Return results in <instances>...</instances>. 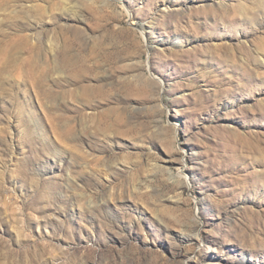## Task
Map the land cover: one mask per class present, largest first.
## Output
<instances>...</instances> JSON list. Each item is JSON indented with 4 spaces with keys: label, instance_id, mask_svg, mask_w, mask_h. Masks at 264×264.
<instances>
[{
    "label": "rangeland",
    "instance_id": "rangeland-1",
    "mask_svg": "<svg viewBox=\"0 0 264 264\" xmlns=\"http://www.w3.org/2000/svg\"><path fill=\"white\" fill-rule=\"evenodd\" d=\"M0 264H264V0H0Z\"/></svg>",
    "mask_w": 264,
    "mask_h": 264
}]
</instances>
